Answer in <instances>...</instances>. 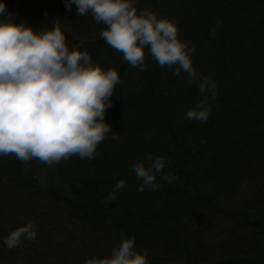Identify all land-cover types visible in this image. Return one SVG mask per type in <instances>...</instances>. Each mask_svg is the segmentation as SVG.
Wrapping results in <instances>:
<instances>
[{
	"label": "trees",
	"instance_id": "1",
	"mask_svg": "<svg viewBox=\"0 0 264 264\" xmlns=\"http://www.w3.org/2000/svg\"><path fill=\"white\" fill-rule=\"evenodd\" d=\"M26 1L17 22H59L68 46L116 68L120 83L105 114L113 131L94 159L45 168L0 157V238L21 219L37 226L35 241L11 250L0 243V264H83L109 254L122 234L146 251L148 264H212L223 243L230 245L217 264H264V0H139L178 24L196 71L218 83L206 122L185 119L203 98L186 73L161 68L147 50L146 70L132 68L100 39L105 26L90 13L78 16L65 0ZM13 11L6 5L5 15ZM148 154L166 164L159 190L139 192L131 165ZM166 174L176 179L164 181ZM121 179L126 187L114 193Z\"/></svg>",
	"mask_w": 264,
	"mask_h": 264
},
{
	"label": "clouds",
	"instance_id": "2",
	"mask_svg": "<svg viewBox=\"0 0 264 264\" xmlns=\"http://www.w3.org/2000/svg\"><path fill=\"white\" fill-rule=\"evenodd\" d=\"M73 4L78 16L90 13L105 26L100 39L132 68L146 70L147 50L161 68H170L177 76L186 73L203 98L185 112V119H209L218 83L211 74L196 71L194 48L180 37L174 20L138 7L139 0H65L67 10ZM5 13V0H0V157L11 154L24 163L35 159L49 166L72 156L94 159L98 145L113 131L105 114L120 83L118 70L105 69L79 45L70 48L59 22L37 28ZM165 164L163 157L152 154L132 163L137 191L159 190L157 173ZM161 178L176 179L171 174ZM124 187L126 181L121 179L112 191ZM36 239L35 223L26 220L0 243L11 250ZM83 264H148V259L146 251L137 250L134 238L122 234L109 254L94 255Z\"/></svg>",
	"mask_w": 264,
	"mask_h": 264
},
{
	"label": "bare ground",
	"instance_id": "3",
	"mask_svg": "<svg viewBox=\"0 0 264 264\" xmlns=\"http://www.w3.org/2000/svg\"><path fill=\"white\" fill-rule=\"evenodd\" d=\"M5 3L8 4V5H12V6L16 7L15 6L16 3L14 2V0L13 1H11V0H5ZM258 4H259V8L264 11V1H258ZM26 6H25V8H26ZM43 166L45 168H48L47 167L48 166L47 164L46 165H43ZM42 174L48 175L46 173V170L45 169L42 171L41 175ZM41 175H40V182H42ZM58 176H60V174ZM36 228H37V226H36ZM229 245H230V243H225V244L223 243L219 247H217L213 252H211L210 253V257H211L210 262H212V264H217L219 262V260L221 259V256L223 255V252L225 251V249ZM203 262H204L203 264H208L209 263V262H206L205 260Z\"/></svg>",
	"mask_w": 264,
	"mask_h": 264
},
{
	"label": "rangeland",
	"instance_id": "4",
	"mask_svg": "<svg viewBox=\"0 0 264 264\" xmlns=\"http://www.w3.org/2000/svg\"><path fill=\"white\" fill-rule=\"evenodd\" d=\"M26 0H16V4H15V6H16V11H21L22 9H23V7H25L26 6ZM14 7V6H13ZM111 201H113V199H111V198H109L108 199V204L109 203H111ZM31 205H32V207H39V204L38 203H36V204H32L31 203ZM117 206V205H116ZM113 209V208H112ZM114 210V209H113ZM41 211V210H40ZM26 221V220H24V219H21V221ZM41 222V220H38V223H40ZM19 262H21L20 260H19Z\"/></svg>",
	"mask_w": 264,
	"mask_h": 264
},
{
	"label": "water",
	"instance_id": "5",
	"mask_svg": "<svg viewBox=\"0 0 264 264\" xmlns=\"http://www.w3.org/2000/svg\"><path fill=\"white\" fill-rule=\"evenodd\" d=\"M112 206V205H111Z\"/></svg>",
	"mask_w": 264,
	"mask_h": 264
}]
</instances>
